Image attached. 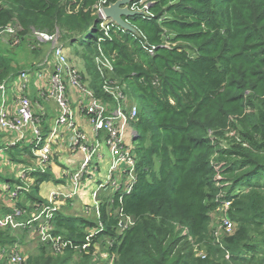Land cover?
Masks as SVG:
<instances>
[{
  "label": "trees",
  "instance_id": "1",
  "mask_svg": "<svg viewBox=\"0 0 264 264\" xmlns=\"http://www.w3.org/2000/svg\"><path fill=\"white\" fill-rule=\"evenodd\" d=\"M99 1L0 0V29L16 20L29 33L31 27L48 33L86 30V35L72 37L71 45L96 47L102 34L92 13ZM167 4L155 0L152 17L138 16L131 22L146 36V46L155 47L153 55L131 34L118 30L111 34L112 41L101 45L105 55L114 57L112 78L121 84L128 80L148 112L139 110L134 123L138 181L122 200L134 225L121 231L117 215L106 214L103 203L106 232L92 243L112 237L111 230L123 233L111 243L103 264L113 255L112 264H264V0ZM164 41L177 45L166 47ZM20 70L0 58V83L6 85ZM95 96L111 102L101 91ZM26 153L30 155V148L24 146L9 149L7 156L26 164L31 161L24 158ZM33 177V193L20 194L45 207L39 186L51 174ZM4 184L13 181L0 175V191ZM223 200L231 202L229 215L236 229L217 242L208 225ZM30 204L18 205L27 212L19 222L40 214L30 211ZM109 206H118L116 197ZM65 216H53L54 236L75 246L85 243L86 231L96 223ZM44 220L42 215L15 235L0 229V253L18 245L14 237L20 232L36 231ZM194 244L204 249V258L195 254ZM40 245V256L31 255L26 264H99L92 247L88 254L67 249L55 255L49 242ZM0 264L7 263L0 259Z\"/></svg>",
  "mask_w": 264,
  "mask_h": 264
},
{
  "label": "built area",
  "instance_id": "2",
  "mask_svg": "<svg viewBox=\"0 0 264 264\" xmlns=\"http://www.w3.org/2000/svg\"><path fill=\"white\" fill-rule=\"evenodd\" d=\"M112 1L114 0H100L94 5L92 13L99 20V29L102 34L97 41L98 56L95 58V65L98 73L104 78L101 93L111 99L110 103L97 98L95 91L84 84L83 73L68 57L67 47L60 42L57 31L48 33L36 29L31 30L32 36L39 44H51L50 54L43 63L44 67H49V70L43 68L36 74V78L44 82L40 87L39 96L56 107V114L52 120L46 144L42 145L44 115H36L28 96L23 94L27 88L25 85L28 83V74L22 72L14 79L13 88L16 86L15 89L20 91V94L14 100L12 112L7 105L6 85L4 83L0 85L2 97L0 131L8 134V137L2 141L0 157L4 153V157H6L9 149L23 146L29 147L34 155L33 164L29 168L19 170L18 178L23 180L27 175L46 173L55 156V147H65L72 158L77 156L81 158L77 161L78 164L73 166L72 171L66 172L71 190L65 191L63 188H59L60 190L51 192L48 205L36 207L35 211H39V207H41L40 214L31 220L18 221L27 212L19 209L12 202L16 196L10 195L12 210L8 214L0 215V229L12 231L19 228L30 229L32 224L38 222L44 215L45 220L39 224L36 231H38L42 243L49 242L53 254L61 255L67 249L85 251L88 254L89 248L92 247L94 254L99 256V263L101 260L104 263L109 259L108 248L111 247V243H107L106 250L101 254L96 253L97 248L95 243H92V239L100 233H87L85 243L75 246L67 238L54 236L51 220L55 213L59 212V204L72 200L78 192H90L89 196L95 200L100 190H111L113 200L109 204L113 203L116 197L118 206L110 209L111 212L108 213H112L113 216L117 215L121 231L134 225L132 217L127 215L122 208V200L124 196L132 192L138 181L137 154L133 145L137 140L138 133L130 126L137 119L138 108L136 105H130L123 84L112 78L115 71L114 57L105 55L101 45L106 41H112L111 34L118 30L131 34L148 54L153 55L155 47L146 46V36L131 22L138 16L152 17L151 7L155 4V0H124V5L121 8L132 13L130 17H122L126 29L106 16L105 10L122 0ZM4 33L8 36H14V33L16 35L10 26L5 27ZM14 38L16 43L20 42L17 37ZM164 43L166 47L173 46L169 42L164 41ZM68 89L75 92V99L71 98ZM113 103H116L118 107L114 109ZM124 111H128V115ZM82 124L91 126L93 132L91 139L94 142L89 139ZM107 155L109 159H107ZM77 162H73V164ZM96 173L97 180H91ZM16 190L20 191L18 188ZM35 205L32 204V206ZM230 206V201L223 200L216 209L220 212V218L218 226L212 231L213 236L214 234L218 236L221 231L226 236H231L234 233V223L229 215ZM122 234L119 232V235ZM1 257L7 264H26L27 260L25 253L18 245H14L11 249H4L0 254V259ZM199 257L204 258L205 254L203 253Z\"/></svg>",
  "mask_w": 264,
  "mask_h": 264
},
{
  "label": "rangeland",
  "instance_id": "3",
  "mask_svg": "<svg viewBox=\"0 0 264 264\" xmlns=\"http://www.w3.org/2000/svg\"><path fill=\"white\" fill-rule=\"evenodd\" d=\"M179 0H168V4L167 6L171 5L172 3H176ZM2 6L4 7V5L2 4ZM10 26L12 27V29L16 32L12 35L8 34L6 35V33H4L5 27ZM7 26L3 27L0 29V58H5L6 60H8L10 62V65L13 67H17V69H21V72H27L26 67H28L29 69H31V71L37 69V67H40L43 65V63L45 62L46 58H48L49 54H50V50H51V44L48 43H42L39 44L37 42V40L32 36L31 32H26L23 30V28H21L20 26L17 25V21L14 20L11 24H8ZM31 30L34 29V27L30 28ZM37 30V28H36ZM41 30V29H40ZM44 31V30H42ZM57 31L59 33V37H60V42L67 47V49H69L70 51V59L73 61V63L75 64L76 67L81 66V71L83 73V77H84V84L87 85L90 89H92L93 91H101V87L104 83V78L98 73L96 65H95V58L98 56L97 53V46H89L88 44L84 45V47H77L76 46H72L71 45V38L75 37V36H84L87 34L88 31L86 30H81L78 33L75 34H70L68 32H63V31H59V30H54V32ZM17 37V39H19L18 41H20L19 43H16L14 40ZM13 42V43H12ZM73 43V42H72ZM173 45H177V43H173ZM185 45V44H183ZM196 47L195 44H191L190 47ZM189 47V46H188ZM190 53V52H189ZM25 70H22L24 69ZM86 77V78H85ZM15 79V78H14ZM14 79L11 80L10 82H8L6 84V94L7 97L9 98V94L11 89L13 88V82ZM124 89H125V95L127 96V99L130 103V105H136L138 108V111L140 110V112H144L147 113V109L145 107H142L139 105V94L136 91V89H134V87L132 86V84H130V82L127 80L126 82L123 83ZM34 88H31V92L33 95H35V92L33 91ZM68 91H70V89H68ZM2 101V97H1V92H0V102ZM118 105L116 103H113V108H117ZM34 111V110H33ZM124 113L126 115H128V111H124ZM131 128L135 130L134 128V123L130 124ZM44 128V126H43ZM49 134H50V130L48 128L47 125H45V129L43 131L42 134V145L46 144L48 138H49ZM233 134V133H232ZM8 134L1 132L0 131V140L7 138ZM1 141H0V149L2 148L1 145ZM133 145L135 146V148L137 147V142L134 141ZM223 146H225V144H222ZM149 146V142L147 141L145 143V147ZM5 155V153H4ZM1 156L0 157V175L8 177L9 179H11L13 181V184L11 186L8 185H2L1 186V191H0V208L4 209V207H8L9 210H12V207H10L11 204V199H10V195L11 196H16L12 202H14V204L18 207V205L20 203H31L29 201H26L25 196L21 195L22 193H33L34 191V181L35 179L32 178L33 175H27L26 178H29L32 180V183L28 184L26 181L28 180H17L18 177V172L19 170H21V167H19V165L16 163L14 164V162H12L10 160V158L8 156L4 157ZM31 155V154H30ZM29 153H26V155H24L25 159H31V161L28 163L30 165L33 164V160H34V155L32 153V156H30ZM30 156V157H29ZM138 159L140 160V156L138 157ZM57 163L59 164V166H64L62 163V160H58ZM19 167V169H18ZM102 172V171H100ZM103 175V174H102ZM20 179V178H19ZM91 180H97V173L95 175V177L91 178ZM47 183H49V185H56V183L53 180L48 181ZM91 186V185H90ZM15 187V188H14ZM16 188L20 189L19 192H17ZM44 189V188H43ZM41 194H44V192L42 190ZM21 193V194H20ZM111 190L108 191V194H105L103 191L100 193L98 192L95 200L92 199V203H90L91 205L86 207L84 210L76 213L77 209L79 207H76V209H74V214L76 213L77 216L71 214L70 216L66 214V218L69 217H80V218H85L87 219V221L89 222H93L94 224L96 223V226L88 228V230L86 231V233H104L106 232V230L104 229V225L101 222V214L99 212V209L102 207L103 203L107 204L106 201V197H110V201L112 202L113 199H111ZM21 195V196H20ZM40 197V196H39ZM102 197L103 198L102 200ZM41 198V197H40ZM45 201V198H42ZM32 200V199H31ZM99 203V204H95V203ZM64 203V202H63ZM62 203V204H63ZM31 203L30 206V211H34V209L36 207H38L37 205L32 206ZM97 205V208H96ZM28 206V205H25ZM69 206V205H68ZM74 207V205L72 206V208ZM39 211H41V207H39ZM60 213L64 214L66 212L65 209L59 210ZM99 212V214H98ZM106 214L109 215V213H107L106 210ZM106 218V216H105ZM219 218H220V212L219 211H214L210 214V222L208 225V231L212 232L219 223ZM107 220V218H106ZM236 229V226L234 224V231ZM14 232H19L18 230L13 231V235H15L16 233ZM64 233L67 234L66 231L63 230ZM182 235H185V230H183L181 233ZM109 235H111L112 237H106V236H102L100 237L97 242H95L98 247L100 248V250L104 251L106 250L105 245L107 243H113L115 241L118 240V236H119V232L114 230L109 231ZM216 237V241L220 242L223 238L226 237L225 234H223V232L221 231V233ZM15 239H17L19 241L18 246L20 247V249L25 253L27 259L31 256V255H35V256H40L41 250L40 247L42 244V241L40 239L39 233L38 231H31L30 233H19L16 237H14ZM193 243V242H191ZM193 251L195 252V254L197 256H200L201 254L205 253L204 249L201 248L200 245H193ZM65 253V252H64ZM63 253V254H64ZM97 253V252H96ZM99 254H101L98 251ZM61 254V255H63ZM113 257H115V255L112 256V258L110 259L111 262L109 264L113 263ZM99 264H103V260L100 261Z\"/></svg>",
  "mask_w": 264,
  "mask_h": 264
},
{
  "label": "crops",
  "instance_id": "4",
  "mask_svg": "<svg viewBox=\"0 0 264 264\" xmlns=\"http://www.w3.org/2000/svg\"><path fill=\"white\" fill-rule=\"evenodd\" d=\"M122 33V32H121ZM123 34V33H122ZM67 54H68V57L70 58V51L69 49H67ZM46 69V70H49V67L42 65L41 68L40 67H37V69L31 71V69H29L28 67H26V70H27V74H28V83L25 85L27 88L24 90V93L25 95L28 96L31 104H32V108L35 112L36 115H44V123H43V126H44V129H45V125L48 126V128L50 129V126L52 124V120L53 118L55 117V114H56V107L53 103L51 102H48V101H45L42 99V97L39 96V92H40V87L42 86V84H44L43 81H39L38 78H36V74H38L39 72H41L40 70L41 69ZM81 66L78 67V69L81 71ZM22 70H25L22 69ZM20 73L17 72L16 76H14L15 78L19 76V74H21V70L19 71ZM38 72V73H37ZM82 73V71H81ZM11 78L12 80L14 79ZM2 83H0L1 85ZM16 88V86H15ZM15 88H12L11 91H10V94H9V98L7 97V105L9 106V109H10V112L13 111V106H14V100L16 99V96L18 94H20V91H17ZM31 88H34V92H35V95L32 94L31 92ZM69 94L71 96L72 99H75V92L73 90H70L69 91ZM84 130H85V133L88 135L89 139L94 142L91 137L93 136V132H92V129H91V126H87L85 124H82ZM1 143L3 141V139L0 140ZM2 145V144H1ZM24 147V146H23ZM27 147V146H26ZM100 148H101V144H100ZM28 149V148H27ZM55 156L53 157V160L52 162L50 163L49 165V168L46 172H49L51 174V178H49L48 181L50 180H53L56 185H49V183H44V184H41L39 186V190H42L44 192V194H41V191L39 192V196L41 198H45V201L48 203V198H49V194L51 192H53L54 190H57L59 188H63V190L65 191H70L71 190V186L69 184V180L68 178L66 177V172H69L70 170L72 171L73 169V166L74 165H77L78 162L81 158L79 156L75 157V158H72L71 155L66 151L65 147L63 148H59V147H55ZM30 156H32V152L30 151ZM29 156V157H30ZM62 160V163L64 166H59V164L57 163L58 160ZM107 159H109V156L107 155ZM73 162H77L76 164H73ZM16 164V163H14ZM19 167H21V169L23 168H29L31 165L26 163V164H21V163H18ZM18 167V169H19ZM34 178V177H32ZM26 181L28 184L32 183V180L29 179V178H25ZM23 179V180H25ZM35 179V178H34ZM17 180H21L17 177ZM35 183V181H34ZM44 188V189H43ZM60 190V189H59ZM101 191V190H100ZM99 191V193H100ZM102 192V191H101ZM105 194H108V191H103ZM90 192L88 193L87 191H80L76 194V196L72 199V200H69V201H66L64 202L63 204H59L60 205V209H61V212L63 209L66 210V212L64 213V215H75L77 216L76 213L84 210L86 207L90 206L92 203V199L91 197L89 196ZM109 195V194H108ZM103 198L105 197H102V200ZM106 201H107V211L108 212H111L110 211V197H106L105 198ZM111 199H112V196H111ZM106 204V203H105ZM69 205V206H68ZM74 205V207L72 208V206ZM76 207H79L76 211V213L74 214V209H76ZM5 208H8V207H5ZM11 210L8 212L10 213ZM6 213V211H4V209H0V215H5V214H8ZM96 245V252L98 253V251L101 253L103 252L102 250H100V248L98 247V245L95 243ZM1 254V253H0ZM1 259H4L3 257H1Z\"/></svg>",
  "mask_w": 264,
  "mask_h": 264
},
{
  "label": "water",
  "instance_id": "5",
  "mask_svg": "<svg viewBox=\"0 0 264 264\" xmlns=\"http://www.w3.org/2000/svg\"><path fill=\"white\" fill-rule=\"evenodd\" d=\"M124 2L125 1L122 0L111 5L105 10V14L109 19H112L114 22H116L120 27L126 29V25L123 23L122 17H130L132 16V13H130L126 9L121 8V6L124 5Z\"/></svg>",
  "mask_w": 264,
  "mask_h": 264
},
{
  "label": "clouds",
  "instance_id": "6",
  "mask_svg": "<svg viewBox=\"0 0 264 264\" xmlns=\"http://www.w3.org/2000/svg\"><path fill=\"white\" fill-rule=\"evenodd\" d=\"M137 132V131H136Z\"/></svg>",
  "mask_w": 264,
  "mask_h": 264
}]
</instances>
